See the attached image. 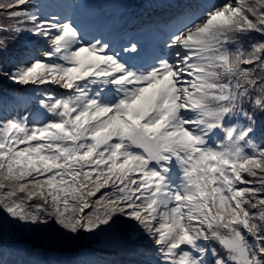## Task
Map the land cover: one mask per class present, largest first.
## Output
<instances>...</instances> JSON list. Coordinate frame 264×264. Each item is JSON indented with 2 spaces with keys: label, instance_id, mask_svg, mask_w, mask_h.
Listing matches in <instances>:
<instances>
[{
  "label": "snow or ice",
  "instance_id": "obj_1",
  "mask_svg": "<svg viewBox=\"0 0 264 264\" xmlns=\"http://www.w3.org/2000/svg\"><path fill=\"white\" fill-rule=\"evenodd\" d=\"M0 264H264V0H0Z\"/></svg>",
  "mask_w": 264,
  "mask_h": 264
}]
</instances>
